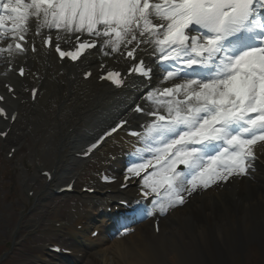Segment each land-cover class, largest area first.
Segmentation results:
<instances>
[{
  "label": "snow or ice",
  "instance_id": "snow-or-ice-1",
  "mask_svg": "<svg viewBox=\"0 0 264 264\" xmlns=\"http://www.w3.org/2000/svg\"><path fill=\"white\" fill-rule=\"evenodd\" d=\"M53 49L61 61L83 63L85 79L119 88L126 75L143 78L146 94L134 111L144 119L128 131L134 159L121 185L139 178L135 219L164 215L198 189L255 170L264 150V0H0V120L14 122L9 103L23 102L9 76L39 80L29 53ZM38 90L23 87L33 101ZM127 125L120 120L84 154ZM121 227V235L130 230Z\"/></svg>",
  "mask_w": 264,
  "mask_h": 264
},
{
  "label": "bare ground",
  "instance_id": "bare-ground-1",
  "mask_svg": "<svg viewBox=\"0 0 264 264\" xmlns=\"http://www.w3.org/2000/svg\"><path fill=\"white\" fill-rule=\"evenodd\" d=\"M42 61L44 71L42 86L46 90L54 84L62 88L63 85L59 81L57 73L65 68L67 69L65 82L68 86L72 85L76 80V70L80 68L79 66H83L81 63H77V66H66L65 64L58 66L54 64L55 61L51 55H47ZM92 61L96 62V59L94 58ZM29 63L32 71L37 73L35 64L32 61ZM133 88L137 90L135 83ZM108 93L111 94V97L109 96L108 101L98 110L78 112H81L80 117L84 118L86 129L98 126L100 123L105 124L119 112L123 113L129 97L124 94L115 95L111 91ZM98 94L102 95L96 93V96ZM84 95L88 100H92V94L88 93L87 88L84 90ZM96 96H93L95 101ZM100 97L97 98L98 102L103 101ZM83 102L85 101L79 103L81 109ZM11 108L15 109L17 105L13 104ZM0 124L3 122L0 121ZM89 131L77 135L73 141H70L71 145L73 144L74 148H77L79 142L80 144L84 143ZM119 152L122 153L121 150L114 153ZM257 154L262 158L263 165L254 161L255 170L251 172L250 176L242 177L240 185H235L237 176H234L228 182L219 183H225L222 192L213 186L203 189V198H195L192 202L184 204L182 208H176L172 215L161 218L158 235L152 229L150 232L149 226L145 224L138 226L134 233H130L128 236H117L114 230L108 229L100 232L94 239L88 235L86 237L82 235L83 237L81 236L79 239L74 229L72 232L75 238L79 239L78 243L83 238L86 245L94 248L93 264H197L202 252L198 249L200 244L211 245V243L215 244V240H218L217 243L224 242L225 245V240L229 235L226 233L231 225L230 237L234 235L235 238V233L239 229L236 226L239 218L247 224L244 228L252 226L253 232H255L258 223L264 225V150L257 149ZM123 159L122 155H118L112 167L116 170L122 168ZM90 216L88 214L87 218L90 219ZM211 224H213L212 228L209 227ZM224 232H226L225 235ZM214 252L221 258L222 250L219 252V248L215 247Z\"/></svg>",
  "mask_w": 264,
  "mask_h": 264
},
{
  "label": "rangeland",
  "instance_id": "rangeland-1",
  "mask_svg": "<svg viewBox=\"0 0 264 264\" xmlns=\"http://www.w3.org/2000/svg\"><path fill=\"white\" fill-rule=\"evenodd\" d=\"M65 73V69L59 70L57 73V77L62 83L65 82ZM76 86L77 83L71 85L74 90ZM94 89L97 92L95 87L90 86L91 94L94 93ZM55 94L52 102L46 107H42L38 114L28 116L26 123L32 129L33 134L25 136V124L17 125L13 129L9 140L12 141L11 143L18 144L19 150L11 159H7L5 155L8 148L5 147L6 142H0V234L7 238V243H11L13 236H16L17 240L25 237L24 229L34 222L38 221L41 226L48 227L52 219L69 218L67 209L70 206L82 210V207L87 203V201L81 200L77 194L60 197L49 190L45 194H41L36 202L30 203L22 190L23 180L36 185L40 188L38 189L40 192L44 190V187H41L42 179L35 172L33 162L37 159L40 163L50 164L54 153L53 142H55L51 135L56 131L55 127L58 123L68 120L71 114L67 102L72 93L69 92L68 87L62 88L60 93L55 92ZM84 98L80 101H85L83 102L85 108L89 102ZM77 133H82V129H79ZM100 155L104 156L105 153L100 152ZM66 166V171H68L71 166ZM67 175V172H64L59 177L65 179ZM22 211L25 212L20 215ZM246 225L241 218L238 219L239 232L235 233L236 239L234 240L233 236V240L228 243L229 251L222 249L224 243L217 244L218 240H215V244L211 243V245L200 244L198 249L202 252L197 264H260L264 258V225L258 223L255 232H253L252 226L244 228ZM17 226L21 231L18 232ZM148 226L151 232V225ZM231 230L232 225L229 226L228 233L224 232V235L225 233L230 234ZM49 235L47 232L37 233L31 238H25L21 242V246H17V248H12L13 244L12 246L0 244V253L5 252L0 254V264H32L34 257L42 256L40 247L45 243L44 241L48 240ZM50 237L54 240L60 238L66 241L64 236L50 235ZM215 247L219 248V252L222 250V253L226 254L227 261H223L225 258L223 256L218 257L214 252ZM73 260L75 261V257ZM78 260L82 261L79 264H91L89 255L78 258ZM58 263L66 264L65 262Z\"/></svg>",
  "mask_w": 264,
  "mask_h": 264
}]
</instances>
